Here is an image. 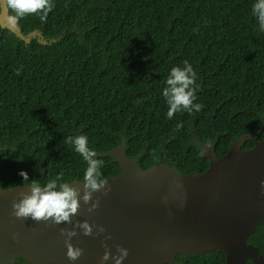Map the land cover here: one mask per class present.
<instances>
[{
  "label": "trees",
  "instance_id": "obj_1",
  "mask_svg": "<svg viewBox=\"0 0 264 264\" xmlns=\"http://www.w3.org/2000/svg\"><path fill=\"white\" fill-rule=\"evenodd\" d=\"M53 2L46 22L27 16L19 28L54 43L25 44L0 28L3 189L21 186V171L41 184L58 174L82 181L87 162L64 143L69 135H86L99 153L124 140L128 158L142 154L143 169L165 163L182 174L209 165L196 142L215 143L222 157L244 134L261 127L256 141L264 138V32L251 14L253 0ZM185 60L197 73L194 103L204 107L168 119L162 90L171 68ZM39 114L45 125H36ZM95 158L104 161V179L119 173L110 157ZM255 233L264 235V223ZM175 261L220 264L209 254Z\"/></svg>",
  "mask_w": 264,
  "mask_h": 264
},
{
  "label": "water",
  "instance_id": "obj_2",
  "mask_svg": "<svg viewBox=\"0 0 264 264\" xmlns=\"http://www.w3.org/2000/svg\"><path fill=\"white\" fill-rule=\"evenodd\" d=\"M10 32L25 44L33 39L41 45L56 42L37 31L23 34L19 28ZM260 128L235 139L222 157L216 155L215 143L196 142L197 151L209 162L202 173L182 174L165 163L143 169L139 164L142 154L128 158L124 140L106 152H95L96 157H110L117 163L119 173L106 179L111 189L106 195L93 193L99 206L92 212L87 211L90 204L80 202L72 223L18 219L11 205L19 200L20 192L29 189L0 187V264H17L18 259L26 264H104L102 241L111 255L118 254L117 245L128 250L122 264H179L176 255L214 251L224 253L223 264H247L248 259L264 264V256L248 242L264 223L260 184L264 180V138L256 141ZM247 141L255 144L244 150ZM79 182L70 186L79 187L82 195ZM78 221L94 226L93 235L76 229L70 243L83 254L70 261L59 230L71 229ZM96 225H102L105 232L97 234ZM109 264H113L111 256Z\"/></svg>",
  "mask_w": 264,
  "mask_h": 264
},
{
  "label": "clouds",
  "instance_id": "obj_3",
  "mask_svg": "<svg viewBox=\"0 0 264 264\" xmlns=\"http://www.w3.org/2000/svg\"><path fill=\"white\" fill-rule=\"evenodd\" d=\"M55 7L53 0H0V27H5L9 31L19 29L20 19L27 16H36L43 23L46 22L48 14ZM251 14L258 23V30L264 32V0H253L251 4ZM16 75H20L16 70ZM197 73L189 61H183V67L174 66L171 68L165 81L166 87L162 90V95L168 105L167 117L172 119L177 112L198 113L204 107L201 103H194L196 100ZM182 124L176 125L179 131ZM64 143L72 146L87 162V167L83 173V180L79 183L83 185L81 189L70 186L71 182H66L62 174H58L54 179H49L47 183L41 184L38 180H29L27 173L21 171L19 175L23 177V187H27L29 192H20L19 200L11 205L12 215L18 219H31L35 222H48L53 224L72 223V217L77 215L80 209V202L89 205L87 211L92 212L99 206V199L93 200V193L102 192L104 195L110 191L107 180L103 178L101 168L104 161L95 158L96 153L89 148L86 135H69L64 139ZM27 182V183H24ZM261 193L264 194V180L260 182ZM93 227L87 221H78L71 229L61 228L60 234L65 237L64 243L67 249L66 256L70 261L77 260L83 250L74 247L70 241L77 235L76 229H81L83 235H93ZM96 233L105 232L102 225H96ZM105 240L111 236H105ZM105 252L101 257L104 264H109V259L113 264H122L128 256V250L119 245L116 246L117 255H111L108 245L101 243Z\"/></svg>",
  "mask_w": 264,
  "mask_h": 264
},
{
  "label": "flooded vegetation",
  "instance_id": "obj_4",
  "mask_svg": "<svg viewBox=\"0 0 264 264\" xmlns=\"http://www.w3.org/2000/svg\"><path fill=\"white\" fill-rule=\"evenodd\" d=\"M19 113V120L21 121L22 119L26 118V113L24 112H18ZM45 116L42 115V114H39V117L37 116V118L41 119L42 121L40 122H37V126H42V125H45L47 122L44 118ZM15 120L17 119H12V122L15 123ZM38 144H42V143H38ZM0 156H1V153H0ZM74 181H78L75 180V179H70L68 180V182H74ZM23 186V185H21ZM248 242L249 243H252L253 246H255L257 249H258V253L260 256H264V235H261V234H256L254 233L253 235H251L249 238H248ZM209 255L211 256H214L215 258H217L219 261H220V264H223V261H224V258H225V255L222 251H214L213 253H208ZM177 256V255H176ZM17 264H26L24 263L23 261H18ZM247 264H253V262L251 260H247Z\"/></svg>",
  "mask_w": 264,
  "mask_h": 264
}]
</instances>
